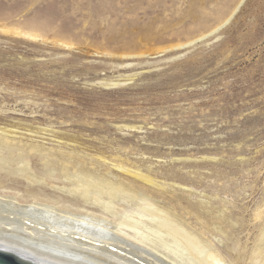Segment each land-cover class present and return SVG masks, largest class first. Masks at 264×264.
Returning <instances> with one entry per match:
<instances>
[{
  "label": "rangeland",
  "instance_id": "obj_1",
  "mask_svg": "<svg viewBox=\"0 0 264 264\" xmlns=\"http://www.w3.org/2000/svg\"><path fill=\"white\" fill-rule=\"evenodd\" d=\"M84 176L121 187L85 196ZM0 193L156 227L145 195L251 264L264 0H0Z\"/></svg>",
  "mask_w": 264,
  "mask_h": 264
},
{
  "label": "bare ground",
  "instance_id": "obj_2",
  "mask_svg": "<svg viewBox=\"0 0 264 264\" xmlns=\"http://www.w3.org/2000/svg\"><path fill=\"white\" fill-rule=\"evenodd\" d=\"M84 177L86 182L80 187L85 196L91 195L92 187L112 194L111 190L121 187ZM122 189L133 196L126 187ZM140 200L139 207L153 214L149 219L156 227L144 224V211L128 210L131 214L118 221L91 211L78 213L0 193V243L5 246L0 252L27 264H227L211 240L184 228L149 197L143 195ZM103 203L110 209L116 207ZM260 241H264V228ZM235 262L244 264L242 260ZM251 262L264 264L261 246Z\"/></svg>",
  "mask_w": 264,
  "mask_h": 264
},
{
  "label": "water",
  "instance_id": "obj_3",
  "mask_svg": "<svg viewBox=\"0 0 264 264\" xmlns=\"http://www.w3.org/2000/svg\"><path fill=\"white\" fill-rule=\"evenodd\" d=\"M0 264H27L22 259L0 252Z\"/></svg>",
  "mask_w": 264,
  "mask_h": 264
},
{
  "label": "snow or ice",
  "instance_id": "obj_4",
  "mask_svg": "<svg viewBox=\"0 0 264 264\" xmlns=\"http://www.w3.org/2000/svg\"><path fill=\"white\" fill-rule=\"evenodd\" d=\"M5 246L2 244V243H0V248H4Z\"/></svg>",
  "mask_w": 264,
  "mask_h": 264
}]
</instances>
